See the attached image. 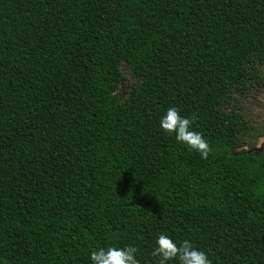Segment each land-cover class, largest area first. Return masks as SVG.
Segmentation results:
<instances>
[{
  "label": "trees",
  "instance_id": "obj_1",
  "mask_svg": "<svg viewBox=\"0 0 264 264\" xmlns=\"http://www.w3.org/2000/svg\"><path fill=\"white\" fill-rule=\"evenodd\" d=\"M262 66L264 0H0V264H158L160 233L264 264V151L226 110ZM169 107L207 159L160 130Z\"/></svg>",
  "mask_w": 264,
  "mask_h": 264
},
{
  "label": "clouds",
  "instance_id": "obj_2",
  "mask_svg": "<svg viewBox=\"0 0 264 264\" xmlns=\"http://www.w3.org/2000/svg\"><path fill=\"white\" fill-rule=\"evenodd\" d=\"M193 119L180 115L176 107H169L160 117V130L186 148L207 159L210 153L208 142L192 128ZM153 256L158 264H212L205 251L199 250L190 240L176 241L165 233L155 238ZM90 264H139L137 248L125 245L92 249L88 257Z\"/></svg>",
  "mask_w": 264,
  "mask_h": 264
},
{
  "label": "rangeland",
  "instance_id": "obj_3",
  "mask_svg": "<svg viewBox=\"0 0 264 264\" xmlns=\"http://www.w3.org/2000/svg\"><path fill=\"white\" fill-rule=\"evenodd\" d=\"M122 73L124 79L119 93L124 102L130 93L141 85V80L133 75L126 63L122 64ZM233 108L241 111L247 125V131L242 136L243 149L255 155L264 151V66L243 94L236 95L226 110Z\"/></svg>",
  "mask_w": 264,
  "mask_h": 264
}]
</instances>
